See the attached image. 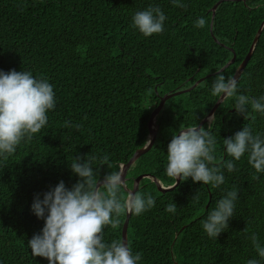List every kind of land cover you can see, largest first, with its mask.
Masks as SVG:
<instances>
[{
	"label": "trees",
	"instance_id": "trees-1",
	"mask_svg": "<svg viewBox=\"0 0 264 264\" xmlns=\"http://www.w3.org/2000/svg\"><path fill=\"white\" fill-rule=\"evenodd\" d=\"M184 2L181 8L170 0H0V69L46 77L57 97L47 126L16 154L0 159V264H48L27 246L44 225L32 212L34 197L42 198L61 180L69 187L76 183L70 168L75 156L107 154L122 170L151 138V116L161 98L199 80L167 100L154 143L127 172L125 195L146 175L138 191L156 198L154 208L131 215L128 243L142 254L141 264H246L257 257L248 235L255 231L264 240V174L247 155L236 162V171L224 169L220 188L188 178L163 191L153 181L176 185L178 178L166 174L173 134L211 115L219 102L211 83L224 67L226 77H236L254 44L236 78L240 92L264 94V7L256 6L264 0ZM153 4L166 13L165 31L145 37L132 27V17ZM200 16L208 20L206 28L195 26ZM233 105L232 98L222 101L214 120L202 126L212 124L218 166L229 159L223 138L244 125L264 133V116L249 108L246 119ZM109 171L100 166L101 180ZM234 188L240 199L229 228L209 238L201 221ZM169 203L177 204L175 214L166 211ZM127 215L121 214L116 228L105 229L106 240H123Z\"/></svg>",
	"mask_w": 264,
	"mask_h": 264
},
{
	"label": "clouds",
	"instance_id": "clouds-1",
	"mask_svg": "<svg viewBox=\"0 0 264 264\" xmlns=\"http://www.w3.org/2000/svg\"><path fill=\"white\" fill-rule=\"evenodd\" d=\"M170 2L186 7L184 0ZM256 6L264 7V3L258 2ZM166 20L161 6L153 4L134 13L132 27L150 37L165 31ZM208 23L200 16L195 26L203 29ZM239 88L235 76L226 77L220 72L211 83V94L218 100L234 99L233 107L246 119L249 108L264 116V94L250 97ZM56 107V92L48 78L27 70L0 69V159L16 154L19 146L40 133L49 122V112ZM211 127L212 124L208 128L190 126L173 134L167 147L168 177L191 178L194 182L220 188L226 180L224 169L229 173L236 171V162L245 155L256 172L264 174V133H254L251 125H244L234 135L223 138L229 159L218 166L215 163L217 137ZM146 142L151 145V138ZM101 165L111 170L102 180ZM70 168L79 177L76 183L69 187L61 180L44 192L42 198L39 194L34 197L32 212L44 221V225L28 240L32 255L47 258L48 264H141L140 252H134L131 244L123 240H106L105 229L116 228L125 212L140 216L154 208L156 198L142 191L125 195V174L107 154L88 155L87 158L75 156ZM238 193L235 188L225 190L201 221L209 238L216 239L229 228L240 199ZM166 211L175 214L177 204L169 203ZM248 239L257 257L248 259L246 264H264V240L255 231L250 232Z\"/></svg>",
	"mask_w": 264,
	"mask_h": 264
},
{
	"label": "water",
	"instance_id": "water-1",
	"mask_svg": "<svg viewBox=\"0 0 264 264\" xmlns=\"http://www.w3.org/2000/svg\"><path fill=\"white\" fill-rule=\"evenodd\" d=\"M217 7H218V5L215 6L214 11H216ZM214 14H215V13H214ZM263 26H264V24H263ZM263 26H262V28H263ZM261 31H262V29L260 30L258 36L255 38V43L258 41L259 36H260V34H261ZM254 47H255V44H254V46H253V48H252V50H251V52H250V54H249V57L247 58V60L244 61V63L242 64V66H241L240 69L238 70V73H237L236 77H237L238 75H240V73H241V72L244 70V68L246 67L247 62H248L250 56H251L252 53H253ZM224 69H225V67L222 68V70H221L220 72H222ZM201 82H203V81H202V80H199V81H198V82H197L192 88H190V89L188 88V89H186V90H182V91H179V92H176V93L168 94V95H166V96H164V97L161 98V102H160L159 106L155 109V111L153 112V114H152V116H151V124H152L153 127H154V128H153V131H152V133H151L152 144L154 143V141H155V139H156V136H157V133H158V130H159V126L156 124V121H157L156 116H157L158 113H160V112L162 111V109L164 108V106H165L167 100H169L170 98L175 97V96H177V95H179V94H181V93H183V92H186V91H190V90H192L193 88L197 87ZM222 101H223L222 99L219 100V102L217 103V105H216V106L213 108V110L211 111V115H210V117L213 118V114H214L215 111L217 110L218 106H220V103H221ZM208 119H209V117L206 118V119L201 123L200 127H202L203 124L205 123V121L208 120ZM152 144H151V145H148V144L146 143V144L143 146V148L139 149V150L135 153V155L133 156V158L131 159V161H130L127 165H124V166H123L122 171H123L124 174H125V178H126V175H127V172H128V170H129V168H130L131 166H133V165L137 162V160H138V159H139V158H140V157L146 152V150H147L150 146H152ZM145 178H150V177H149V176H146V175H142V176H140V177L135 181L134 188H133V190H132L131 192H137V191L139 190V187H140V183H141V181H142L143 179H145ZM153 181H155V182L157 183V185H158V187L160 188V190L167 191V190H171V189H173L175 186H177V185L179 184V182H180V178H178L176 185L171 186V187H168V188H166V187H162V185H161V184L159 183V181L156 180V179H153ZM131 215H132V214L128 213V215H127V219H126L125 224H124V227H123V241H125V242H127V243H128L127 232H128V226H129V222H130Z\"/></svg>",
	"mask_w": 264,
	"mask_h": 264
},
{
	"label": "rangeland",
	"instance_id": "rangeland-1",
	"mask_svg": "<svg viewBox=\"0 0 264 264\" xmlns=\"http://www.w3.org/2000/svg\"><path fill=\"white\" fill-rule=\"evenodd\" d=\"M159 113L157 114L156 118L159 117ZM208 121L211 123L213 121L212 117H209Z\"/></svg>",
	"mask_w": 264,
	"mask_h": 264
}]
</instances>
